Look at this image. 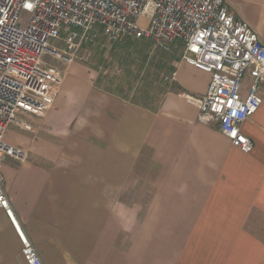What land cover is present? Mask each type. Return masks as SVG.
I'll list each match as a JSON object with an SVG mask.
<instances>
[{
    "label": "crops",
    "instance_id": "1",
    "mask_svg": "<svg viewBox=\"0 0 264 264\" xmlns=\"http://www.w3.org/2000/svg\"><path fill=\"white\" fill-rule=\"evenodd\" d=\"M264 37V0H225ZM46 114L22 115L5 142L24 153L0 165L15 219L43 264H264V87L241 127L249 154L184 98L210 75L181 59L155 110L98 89L67 63ZM251 84L247 74L240 88ZM0 210V264H25Z\"/></svg>",
    "mask_w": 264,
    "mask_h": 264
},
{
    "label": "built area",
    "instance_id": "2",
    "mask_svg": "<svg viewBox=\"0 0 264 264\" xmlns=\"http://www.w3.org/2000/svg\"><path fill=\"white\" fill-rule=\"evenodd\" d=\"M101 36L145 38L164 51L179 43L181 60L210 75L205 95L184 96L197 107L198 121L215 124L242 153L252 151L241 127L262 104L264 37L237 20L225 0H0V165L5 158L25 159L5 142L8 127L23 125L19 115L43 118L56 95L63 75L43 66L44 56L56 53L51 43L65 44L69 63L82 43ZM247 74L251 84L242 97ZM0 210L20 241L24 263L43 264L15 219L1 174Z\"/></svg>",
    "mask_w": 264,
    "mask_h": 264
},
{
    "label": "rangeland",
    "instance_id": "3",
    "mask_svg": "<svg viewBox=\"0 0 264 264\" xmlns=\"http://www.w3.org/2000/svg\"><path fill=\"white\" fill-rule=\"evenodd\" d=\"M26 18L25 14L21 16L22 24H25ZM145 22L144 18H140V25H145ZM51 50L56 53L44 56L43 66L46 70L62 76L68 65L65 61L67 59L65 56L67 54L66 46L62 42H52ZM181 50L179 43L164 51L145 38L122 37L120 40L110 41L101 36L94 41L82 43L76 52L73 63L86 66L101 87L107 85L109 81H113L111 87H114L120 76L123 77L124 73L134 71L131 78L133 87L127 99L130 101L143 99L146 95V104L156 105L164 92L170 89L176 61L181 59ZM133 52L136 53V56L127 57L124 54ZM138 61L141 62L138 69L135 70L134 66L138 64ZM142 61L145 63L142 64ZM18 118L23 123L27 120L22 115H19Z\"/></svg>",
    "mask_w": 264,
    "mask_h": 264
},
{
    "label": "trees",
    "instance_id": "4",
    "mask_svg": "<svg viewBox=\"0 0 264 264\" xmlns=\"http://www.w3.org/2000/svg\"><path fill=\"white\" fill-rule=\"evenodd\" d=\"M127 50V49H126ZM127 57H132V56H136V53L133 52V53H124ZM179 60H177L176 62H178ZM141 62V61H140ZM138 61V64H135L134 66V69L137 70L138 68V65L140 63ZM144 64L145 61H142ZM133 72L134 71H129L128 73H124V76L121 77L117 80L118 82L115 84L114 87H111V85L113 84V81H109L107 83V85H104V87H101L97 81H95V84H96V87L98 89H100L101 91L105 92V93H108V94H111V95H114L124 101H127L135 106H139V107H142V108H145V109H149V110H155L158 105H159V102L160 100L162 99V97L169 91H165L164 94L162 95V97L160 98V100L156 103V105H152V103H149V104H146L147 102V97L146 95H144L143 99H134L132 101L128 100V94H130V91L133 87L132 85V75H133ZM174 72V71H173ZM123 83V84H121Z\"/></svg>",
    "mask_w": 264,
    "mask_h": 264
},
{
    "label": "snow or ice",
    "instance_id": "5",
    "mask_svg": "<svg viewBox=\"0 0 264 264\" xmlns=\"http://www.w3.org/2000/svg\"><path fill=\"white\" fill-rule=\"evenodd\" d=\"M31 5H29V7H30Z\"/></svg>",
    "mask_w": 264,
    "mask_h": 264
}]
</instances>
